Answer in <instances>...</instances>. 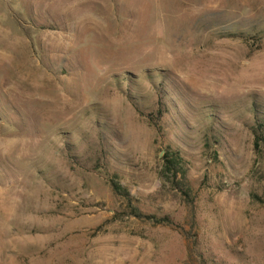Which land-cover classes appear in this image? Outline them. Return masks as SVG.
<instances>
[{
  "label": "rangeland",
  "instance_id": "obj_1",
  "mask_svg": "<svg viewBox=\"0 0 264 264\" xmlns=\"http://www.w3.org/2000/svg\"><path fill=\"white\" fill-rule=\"evenodd\" d=\"M256 120L264 0H0V264H264Z\"/></svg>",
  "mask_w": 264,
  "mask_h": 264
},
{
  "label": "trees",
  "instance_id": "obj_2",
  "mask_svg": "<svg viewBox=\"0 0 264 264\" xmlns=\"http://www.w3.org/2000/svg\"><path fill=\"white\" fill-rule=\"evenodd\" d=\"M252 136V149L256 153H264V128L259 122H255L251 129ZM215 156V154L213 153ZM215 158V157H214ZM179 166V158L175 153L166 152L161 159L160 169L157 176L160 180L164 182H176L174 181L177 174V168ZM183 179V177H182ZM178 190H181L178 184H175ZM110 190L113 195L119 197L124 202V212L125 216L134 218L135 220L147 222L152 225L168 226L170 221L167 217L156 218L150 215H143L137 208L132 204V199L130 194L126 189L119 186L115 181H109ZM183 194V191H180Z\"/></svg>",
  "mask_w": 264,
  "mask_h": 264
}]
</instances>
